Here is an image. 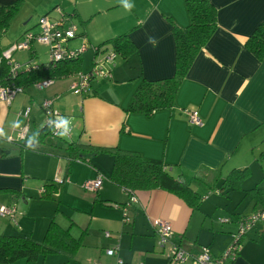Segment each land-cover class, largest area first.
Wrapping results in <instances>:
<instances>
[{"label":"crops","instance_id":"crops-1","mask_svg":"<svg viewBox=\"0 0 264 264\" xmlns=\"http://www.w3.org/2000/svg\"><path fill=\"white\" fill-rule=\"evenodd\" d=\"M212 1L218 8L217 31L182 81L174 106L145 115L127 110L131 97L141 76L149 80L174 76L173 22L179 26L189 24L185 0H37L44 7L41 14L57 6L79 14L74 18L80 24L79 36L69 42V47H86L87 52L91 46L130 30L138 49L126 60L118 57L114 68L108 66L112 77L103 78L110 83L101 84V88H94L93 80L91 90L81 93L71 88L74 80L61 79L43 89L31 88L17 94L11 101H0V207H15L14 215L0 218V234L42 240L50 219L55 217L76 237L84 233V245L75 258L60 254L58 264L80 262L86 256L98 258L100 264H118L120 257L134 264L139 253L130 248L132 242L130 247L122 246L105 236L106 231L115 233L127 225L123 222L126 205L119 204L130 200L127 191L109 179L114 162L110 152L88 153L85 157L89 162L68 163L64 140L49 139L46 143L31 137L35 147L23 150L10 141L26 125L28 135L46 125L48 117L41 101L47 97L54 100L64 129L67 122L69 140L107 150L136 151L163 160L168 170L184 176L191 185L203 182L208 186L204 181L207 179L213 182L199 209L200 217L197 210L170 192L139 191L138 200L127 204L133 221L131 241L138 233L148 239V250L155 249L154 221L162 219L173 225L174 239L193 254H199L202 247H208L215 256L225 253L234 240L232 233L237 224L225 225L222 220L236 213L249 218L261 212V205L247 193L256 185L264 187V59H258L245 44L264 20V0ZM127 7L129 14L119 13ZM53 13L57 17V11ZM112 13L117 15L116 22L109 18ZM21 24L20 37L34 27L28 26V21ZM8 43L2 42L4 46ZM27 109L30 120L24 116ZM190 110L199 111L201 124L190 123ZM233 169H248L249 173L239 188L224 193L218 188ZM100 175L104 177L103 185L97 194L85 193V182ZM218 176L221 178L215 184ZM57 179H65L63 191L55 199L42 198L46 181ZM34 181L40 182L39 194L33 192ZM211 194L217 198H213L211 206L202 208L212 200ZM214 208L220 213H213ZM255 223L244 236L233 264H264V219ZM116 245L120 249L114 257L108 250ZM42 257L46 264L48 255L32 263L20 260L10 264H38Z\"/></svg>","mask_w":264,"mask_h":264},{"label":"trees","instance_id":"trees-1","mask_svg":"<svg viewBox=\"0 0 264 264\" xmlns=\"http://www.w3.org/2000/svg\"><path fill=\"white\" fill-rule=\"evenodd\" d=\"M24 1L25 0H16L8 4L0 3V85L2 87L13 86L14 89L20 87L21 91L17 92V94L29 92L31 88L40 89L37 85L43 81L56 82L67 78L76 81L82 74H92L98 63L97 61H99L100 58H104L108 53H113L115 55L112 61L106 62L105 66L111 65L114 68L118 57L126 60L138 49L130 38V30L109 38L98 45L90 47L89 50H93L94 56L92 66L86 71L84 63V53L86 49L80 51V49H74L68 46L71 40L79 36L77 35V25L74 22V18H78L79 14L76 13V10L66 12L63 9L60 10V6H57L54 10H46L41 14L40 20L36 23V25L40 26L38 31L33 32L29 29L23 33L22 37L24 40L28 38V46L25 49L30 53V60L25 64L26 67L23 66L22 63H19L20 67L17 68L14 74L12 72V66L15 64V61L12 63L10 59L4 56V53L10 47L19 43L17 42L11 46H4L2 44V38L10 29ZM185 6L190 17L189 24L187 26H179L172 21L176 47V70L174 76L157 80H149L141 76L140 82L131 97L130 105L127 109L128 111L152 115L158 110L172 108L175 104L182 81L188 74L198 54L205 48L217 31L219 24L218 8L212 0H185ZM54 11H57V17H53L52 12ZM44 19H48L51 23L55 24L52 32L53 40L49 45L39 42V37L44 34L41 23ZM80 22L82 23V20H80ZM69 29H74V36L71 37L66 34ZM38 43L48 46L50 56L53 50V44L56 43L59 45L60 50L63 51L62 56L59 59L50 57L48 61L34 60L39 56L36 47ZM245 45L258 59H264V20L259 23L255 31L248 37ZM95 79L97 78L89 79V86L84 92L91 90L92 82ZM43 88L44 87L41 89ZM46 98L47 97L41 101V107L45 113L46 111L43 107V103ZM26 118L30 120V112ZM51 135L53 136V129L48 121L46 125L38 129L34 134L28 135L26 140L17 137L13 138L11 142L16 145L15 147L23 150L25 147L33 148L25 146V141L29 140V138L36 137L39 142H45ZM56 136L60 137L66 143L65 149L68 153V163L72 159L89 162L85 158V154L88 153H100L101 151L110 152L114 156V162L109 179L115 184L123 187L127 191L129 198L133 195H137V193L142 190L162 189L182 199L194 211L201 208L203 195L195 190L184 176H176L171 170H168V165L163 160L149 158L136 151H127L120 148L107 150L91 144L69 141L61 137L64 136L61 134H57ZM248 173V169H233L225 178L221 185V189H218L224 190L223 192L226 193V191L239 188L246 179L245 177ZM195 177L197 176L195 175ZM220 178V176L215 178L214 183L216 184ZM204 181L211 185L210 187H213V182L210 179ZM63 183L64 182L59 183L57 180L46 181L43 187L44 190L41 192V197L48 199L54 198L59 192V184L62 185ZM247 194L255 200L256 204L261 205V212L264 211V187L256 185L249 189ZM128 202L129 200L126 201V203L118 204L119 206H125ZM113 206H115V204ZM128 214L131 221H123L124 224H131L133 222L130 208L128 209ZM247 216L248 215L236 213L232 216L236 221L231 220L232 217L222 220V223H225V225L230 222H235L237 224L236 231L232 233L233 237L244 227L245 233L240 239L241 245L246 233L249 232L256 224L255 222H257L251 223L247 229L246 224L243 226L241 224V221L247 219ZM154 228L156 227L154 226ZM155 233L157 235L156 230ZM105 236L107 238L113 237L110 231H106ZM174 236L175 235H173V238L165 247L160 246L162 250L166 249L167 245L171 246L174 243L181 245L180 240L177 242ZM82 245H84V233H82L80 237H76L71 232L70 228L62 226L55 217H52L42 240L21 234H0V264H10L20 260L32 263L37 261L39 257L50 254H65L70 258H75ZM118 246L120 249V245ZM116 247L117 245L112 248ZM191 253L193 254V252ZM115 254L116 253L112 255L115 256ZM120 259L122 258L120 257ZM122 260L125 264H132L127 263L124 259Z\"/></svg>","mask_w":264,"mask_h":264},{"label":"built area","instance_id":"built-area-1","mask_svg":"<svg viewBox=\"0 0 264 264\" xmlns=\"http://www.w3.org/2000/svg\"><path fill=\"white\" fill-rule=\"evenodd\" d=\"M43 31L44 34H42L39 37V42L42 44H51L53 40V27H55V24L51 23L48 19H44L42 22ZM66 34L68 36H74V29H69ZM30 35V34H29ZM28 37V36H27ZM27 39L24 40V42L15 44L12 47H10L7 51H5L4 56L7 59H10L11 62H14L13 53L14 51H18V49H25L28 46ZM86 47H82L80 51L85 50ZM63 51L60 50L59 45L56 43L53 44V50L51 52V57H54L56 59H59L62 56ZM113 53H108L104 56V58H100L99 61H97V65L95 66V69L92 74L89 75H80L76 81L72 83L71 88L80 91L81 93L84 92L87 87L89 86V79L90 78H110L112 77L111 70L108 68V66H105L106 62L112 61L114 58ZM105 59V61H104ZM20 67L18 62H15V64L12 66V72L15 74L17 68ZM51 83V81H43L40 84H38V87H46ZM21 91L20 87H17L16 89L13 88V86H5L2 87L0 85V100H6L11 101L17 94V92ZM54 106V100L51 98H46L43 103V107L45 108V111L48 116V121L51 124V127L53 129V136H56L57 134L66 135L67 132L64 129L63 125V118L59 116V113L57 110L53 108ZM30 112V109H27L24 116L28 117V113ZM190 116V123L193 125L201 124V118L199 116L198 110H190L189 112ZM28 119V118H26ZM28 126H24L22 130L20 131L18 137L21 139L26 140L28 136ZM57 137V136H56ZM12 141L13 138H10ZM103 176L100 175L95 180H90L85 182L84 187L86 190L89 191H97L102 185H103ZM59 183H62L65 181V179H57ZM44 188L42 189V191ZM137 198L135 195L130 197V200L128 202V205L136 202ZM127 207V205H126ZM124 207V222H130L131 219L128 214V209ZM15 213V207H7V206H1L0 207V218L7 216V215H14ZM264 219V211L256 213L253 217H249L245 219L244 221H241L242 226L246 224V228H249V225L257 220ZM226 221V220H225ZM154 226L156 227L155 230L157 232L158 236V244L161 247H165L166 244H168L174 235V229L173 225L165 220L157 219L154 221ZM241 226V227H242ZM244 227L240 229V231L234 235L235 240L232 242L230 247L225 251L224 254L221 256H215L212 254L210 249L208 247H202L201 252L197 255L192 254L187 248L180 244L174 243L170 247V262L169 264H186L188 260L191 261V264H232L237 255L239 254L241 250V243L240 239L242 238V235L244 234ZM119 246L116 248L109 249L108 252L110 255L114 253H118ZM118 264H125L122 259L118 258Z\"/></svg>","mask_w":264,"mask_h":264},{"label":"rangeland","instance_id":"rangeland-1","mask_svg":"<svg viewBox=\"0 0 264 264\" xmlns=\"http://www.w3.org/2000/svg\"><path fill=\"white\" fill-rule=\"evenodd\" d=\"M35 1L36 2H31L29 0H25L23 2L21 9L18 12V14L16 15V17L14 18V21H13L10 29L8 30V32L4 35V37L2 39L3 43L6 41L10 42L6 46H11L17 42L18 43L24 42V38L22 36H21L22 38L20 37V30H21V28H23L21 23H23L24 21H28V23L30 24L28 26L35 25L31 29V31L36 32L39 30L40 26L36 25V23H38V21L40 20V16L44 10V7H43L42 3L37 2V0H35ZM119 13H123L124 15L129 14V7H127L125 10H122V12H119ZM31 15H32V17H30ZM55 16H56V13H53V17H55ZM110 17H111V20L113 22H116L118 20L117 15L115 13L110 14L109 18ZM75 24L77 25V27L79 29L80 24L77 21H75ZM91 45L92 44H89V46H91ZM36 47H37L39 56H38V58H36L34 60L48 61L51 57L48 46L38 43V44H36ZM79 48H74V49H79ZM92 58H93V51L90 50V51L85 52V54H84L85 67L89 66L88 68H90L91 63H92ZM29 60H30V53L26 49H19L18 51H16L14 53V61L18 62V63H22L23 66H25V64H27ZM62 80L69 82V81H71V78L62 79ZM107 83H110V82H107L106 79H103V78L95 79L93 86L95 88L96 85H99V88H101V84L106 85ZM41 88L42 87H40V89ZM34 89L35 88H33L32 90H34ZM0 101H6V100H0ZM61 137L69 140V138H67V135L61 136ZM49 139L54 140V141L62 140L60 137H56V136L51 135L46 139V143L50 142ZM69 141H71V140H69ZM87 157L88 156H86L85 158L88 160ZM70 161H80V160L72 159ZM32 184L35 187L33 192H35L36 194H39L41 192L40 182L34 181ZM64 186H65V184L59 185V187H60L59 192L63 191ZM192 186L195 190L199 191L201 193V195H203V199H206L207 193L209 191H211L210 188L203 182H195ZM82 189L85 191V193L94 194V195L97 194L96 191H88L85 188H82ZM135 196L137 198V195H135ZM209 197L212 200L210 201V203L208 202L204 207L202 206V208H206L207 205L211 206L213 204V201H214L213 198H215V197L217 198V196L214 194H211ZM248 199L250 200V198H248ZM248 199H243V200L246 201ZM71 200H74V199H71ZM137 200H138V198H137ZM214 210H216V209L214 208ZM201 213H202L201 210H197V217H200ZM213 213H215L217 215L220 213V211L218 212L216 210ZM61 214L63 215V212H61ZM227 217L231 218V215L227 216ZM220 218L223 219L222 217H220ZM123 226L124 227L122 229H119L118 232H115V233L111 232L113 237L108 238V239H116L118 241V244H122V246L124 244L127 247H130V243L132 242V245L130 248L134 247V251H139V253L136 255V257H134V259H135L134 264H169V262H170V247H171L170 245H167L165 251L162 252L161 247L158 245V238L156 235V236H154V238H155V249L148 250V247H147L148 239L145 236L137 235L138 233H136L134 236H132V238L134 237V240L131 241V235L133 234V226H131V224H127V225H123ZM202 235L204 237V235H206V232H203ZM212 239H213V237L209 238L210 241H212ZM232 240H233V238H232ZM231 243H232V241L230 242V244ZM223 246L224 245H222V248H223ZM59 255L60 254L48 255V258H47L48 260H47L46 264H58V262L61 260V257H62V255H60V256ZM115 259L117 262V258H115ZM43 261H44V258L42 257L39 260L38 264H43ZM129 262H131V261H129ZM35 264H37V263H35ZM65 264H70V263H65ZM71 264H100V261L98 260V258H95L94 256H86L80 262H75V263H71ZM186 264H191V261L188 260Z\"/></svg>","mask_w":264,"mask_h":264},{"label":"water","instance_id":"water-1","mask_svg":"<svg viewBox=\"0 0 264 264\" xmlns=\"http://www.w3.org/2000/svg\"><path fill=\"white\" fill-rule=\"evenodd\" d=\"M25 145L30 146V147H35L36 144L31 140H27V141H25ZM0 151H2V150L0 149Z\"/></svg>","mask_w":264,"mask_h":264},{"label":"clouds","instance_id":"clouds-1","mask_svg":"<svg viewBox=\"0 0 264 264\" xmlns=\"http://www.w3.org/2000/svg\"><path fill=\"white\" fill-rule=\"evenodd\" d=\"M127 6V5H126ZM67 122H65V131H67Z\"/></svg>","mask_w":264,"mask_h":264}]
</instances>
